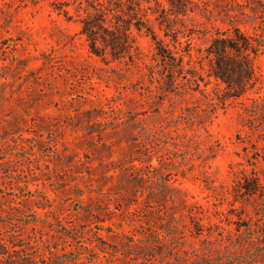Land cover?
<instances>
[{
  "label": "rangeland",
  "instance_id": "374dc122",
  "mask_svg": "<svg viewBox=\"0 0 264 264\" xmlns=\"http://www.w3.org/2000/svg\"><path fill=\"white\" fill-rule=\"evenodd\" d=\"M194 1L201 7L178 25L177 42L150 17L158 39L203 78L186 73L171 87L145 32L134 30L135 64L103 60L81 34L75 0H0L7 240L20 234L47 261L68 254L66 264H264L246 239L250 218L264 223L258 202L234 191L254 172L264 185V45L257 89L224 101L205 50L229 28L225 3ZM32 216L38 222L25 224Z\"/></svg>",
  "mask_w": 264,
  "mask_h": 264
},
{
  "label": "trees",
  "instance_id": "16d2710c",
  "mask_svg": "<svg viewBox=\"0 0 264 264\" xmlns=\"http://www.w3.org/2000/svg\"><path fill=\"white\" fill-rule=\"evenodd\" d=\"M76 13L79 17L81 34L85 36L89 50L92 54L107 60L114 61L128 59L135 64L140 53L136 42L134 30L150 35L157 45V55L165 65L168 84L173 87L179 77L187 79L186 73L192 75L194 82L199 76L196 70H186L185 57L177 56L168 49L164 41L158 39L151 25V16L161 28L165 26V36L173 37L178 41L181 21L190 12L201 7L194 0H75ZM154 3L155 7H152ZM225 3L221 15L229 20V28L218 29L206 48V59L209 63L208 77L214 78L224 85V101L239 99L257 89L262 76L259 75L256 61L264 45V38L257 34L250 35L241 25H252L255 30L264 32V0H223ZM67 3H60V14L69 18ZM209 18L214 13L205 9ZM219 14V16H221ZM218 16V17H219ZM221 16V17H222ZM221 17L219 19H221ZM223 18V17H222ZM180 24L181 27H178ZM190 48V44H188ZM190 49L188 50V52ZM189 65V64H188ZM189 81H193L188 79ZM236 200L257 201V215L264 214V185L261 176L254 172L251 175L238 177L234 188ZM25 224L37 223L39 218L32 216ZM246 227V239L250 252L264 251V223L261 220L253 221L250 218ZM4 227L0 221V229ZM1 233L0 264H66L69 262L68 254L46 257L39 255V248L33 243L16 234L7 240Z\"/></svg>",
  "mask_w": 264,
  "mask_h": 264
}]
</instances>
